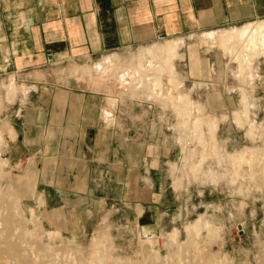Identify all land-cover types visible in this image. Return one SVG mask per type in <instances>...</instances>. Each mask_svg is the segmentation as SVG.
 <instances>
[{
    "label": "crops",
    "instance_id": "1",
    "mask_svg": "<svg viewBox=\"0 0 264 264\" xmlns=\"http://www.w3.org/2000/svg\"><path fill=\"white\" fill-rule=\"evenodd\" d=\"M258 22L264 24V0H0V75H11L4 84H17L8 90V98L2 97L14 101L8 104L7 118L16 139L8 140L7 147L0 145V155L6 152L7 159L2 160L21 166L23 176L35 183L29 202L42 213L44 225L81 236L98 230L112 212H122L126 222L158 231L164 216L177 209L167 213L161 208L166 192L173 190L168 166L174 147L166 128L160 129L148 111V115L141 111L128 121L131 112L124 106L114 111L107 108L113 103L106 94L80 89L75 78L66 83L43 78L45 67L65 59H84L89 64L96 55L103 60L118 55L113 51L169 38L178 42L171 77L176 76L183 86L176 59L182 57L179 49L181 52L191 35L203 33V43L206 33L204 42L208 44V32L242 30ZM262 29L264 46V26ZM202 43L188 45L186 55L192 75L209 77L210 70L204 67L209 62L199 55ZM234 43V50L229 44L230 53L237 54L238 62L251 72L242 77L237 70L236 76L241 81L253 80L249 78L256 76L251 70L252 53L261 50L241 46L239 39ZM163 45L141 46L132 71L136 82H130L134 94L144 86L156 100L163 94L155 75L161 67ZM184 94L190 97L189 92ZM180 99L189 101L176 96L174 102ZM240 101L245 110L234 111L237 122L250 111L244 92ZM195 103L208 115L201 103ZM184 108L188 118L180 114V127L185 128L180 132H200L190 122L197 111L189 105ZM205 160L195 164L202 170Z\"/></svg>",
    "mask_w": 264,
    "mask_h": 264
},
{
    "label": "rangeland",
    "instance_id": "2",
    "mask_svg": "<svg viewBox=\"0 0 264 264\" xmlns=\"http://www.w3.org/2000/svg\"><path fill=\"white\" fill-rule=\"evenodd\" d=\"M257 24L261 25L256 27L259 33L255 48L263 54L261 51L257 55L252 53L251 70L256 71V76L249 77L253 80L248 82L244 78L241 81L236 72L239 70L241 76L246 77V72L251 73L247 70L249 68L245 69L237 56L230 53L231 47L232 50L235 48L234 41L241 37L240 29L236 28L208 32L212 36L208 37V44L204 42L206 33L203 43V33L191 35L186 40L181 52L179 49L182 57L176 59V71L183 86L179 85L176 76L171 77L172 72L160 57L161 68L158 74L155 71L160 83L158 87L163 92L159 100L150 97V91L145 86L134 94L130 82H136L132 71L138 62L139 50L165 44L169 38L122 48L113 51L118 55L105 56L103 60L96 55L94 62L89 64L84 59H65L45 67L43 78L61 83H66L70 77L75 78L80 89L106 94L113 103L107 108L114 111L120 105L124 106L126 111L131 112L128 121L135 114L141 111L147 114L148 111L160 129L166 128L174 147L168 166L173 190L168 189L161 208H166L167 213L175 206L177 209L164 216L158 231H148L134 222H126L122 212H112L92 233L77 236L65 231L62 234L44 225L42 213L29 202L30 188L35 183L28 181V176H23L21 166H13L8 160L0 166V199H3L0 202V218L7 214L11 216L7 222L9 225L3 218L0 220V234L7 231V236L0 235V264H264V46L263 29L259 28L264 24ZM229 33L236 36L229 41L231 47L221 37ZM247 41L246 46L253 49L250 40ZM198 43H202L199 44L200 58L209 62L207 67L204 65L210 70L209 77L191 74L187 47ZM164 76H168L169 82ZM10 78L11 75H0V145L6 147L8 140L16 139L10 133L9 126L12 125L7 118L8 104L14 101L2 99L6 95L8 98V90L16 84L14 81L10 85L3 83H8ZM2 83L6 89L1 86ZM183 92H189L195 102L201 103L208 115ZM243 92L248 100L246 108L250 111L244 112L245 116L241 114L243 122L240 117L237 122L234 111L245 110L243 101V105L240 101ZM176 96L187 97L189 101L186 105L193 112L197 108L190 122L192 129L200 132H180L185 128L180 127L182 111L174 102ZM168 97L170 100L164 99ZM146 98L148 102H144ZM199 118L214 123L212 130L216 138L207 125H203L202 129L196 127ZM210 136L212 140H217L216 146L214 141V145L210 144ZM242 151L248 157L246 162L237 161L238 152ZM2 157L7 159L6 152L0 155V160ZM199 159H206L202 170L195 164ZM6 200L10 210L4 206ZM189 225L190 229H187ZM174 231L178 235L173 237Z\"/></svg>",
    "mask_w": 264,
    "mask_h": 264
},
{
    "label": "bare ground",
    "instance_id": "3",
    "mask_svg": "<svg viewBox=\"0 0 264 264\" xmlns=\"http://www.w3.org/2000/svg\"><path fill=\"white\" fill-rule=\"evenodd\" d=\"M255 25H257V26H255ZM259 25H261V24H250V25H247V26H245L242 30H240V38H239V43H240V45L241 46H244V45H247L249 42L247 41V40H250V43L253 45V47H255L256 46V38H257V36H258V33H259V31H258V29L256 28V27H258ZM262 26H260L259 28H261ZM208 35V37L209 38H211L212 36L210 35V33H208L207 34ZM233 36V39L234 38H236V36L233 34V33H229V34H225L224 36H221L222 38H223V40H225L228 44H230L229 43V41H231V37ZM215 38H217V37H215ZM214 38V39H215ZM177 47H178V42L177 41H167V43H165L162 47H161V49H160V54H159V57H161V59L164 61V64H165V67H167V68H169V70L171 71V72H173L174 71V67H173V64H172V62H173V58L176 56V49H177ZM254 51V50H253ZM145 52V51H144ZM146 54H148L149 55V57H151V52H150V50H146ZM235 56H237V54H234ZM150 64H152V60H150ZM161 67L159 66V69H160ZM142 72H144V73H146V71L145 70H142ZM177 103H178V105L180 106V107H178V110H181L182 111V113L184 114V116H186L187 118H188V111H186L185 110V108L184 107H186L187 105H186V102L185 101H183V100H177L176 101ZM175 102V103H176ZM180 103V104H179ZM195 111H198L197 110V108H196V110ZM198 122H200V123H198ZM198 122H197V126L196 127H198V128H201L203 125H207L208 126V128H209V130L211 131V135L214 137L215 136V133L213 132V130H212V128H213V126H214V123H211V122H208L207 120H202V119H198ZM202 129V128H201ZM201 134V133H200ZM215 139V138H214ZM212 141H214V140H212V138H211V142ZM215 141H217V140H215ZM214 141V142H215ZM213 143V142H212ZM213 145H214V143H213ZM215 146H216V142H215ZM213 147V146H212ZM214 148V147H213ZM216 153V152H215ZM214 153V154H215ZM238 160H240L241 162H242V160H244V162H246L247 160H248V157L246 156V152H244V151H242V152H238V156H237V161ZM246 160V161H245ZM250 161V160H249ZM248 161V162H249ZM239 162V161H238ZM247 162V163H248ZM252 162H250V164H251ZM4 164H6V162L3 160H0V166L2 165H4ZM249 164V163H248ZM241 165V164H240ZM239 165V166H240ZM1 170V169H0ZM196 170V169H195ZM7 196V195H6ZM5 196V197H6ZM2 200L3 199H0V202H2ZM5 202H7V200L6 201H4V203ZM2 204V207H3V203H1ZM7 205H8V202H7ZM1 206V205H0ZM4 206H6V203L4 204ZM7 207V206H6ZM8 209H9V207H7ZM5 209V208H4ZM7 209V210H8ZM10 210V209H9ZM1 211V210H0ZM4 212V211H3ZM12 213V212H11ZM1 214H2V212H1ZM1 217H2V215H1ZM13 217V216H12ZM4 220H6V221H4V222H8L9 223V220H10V218H11V216L10 215H5L4 217H2ZM2 218H0V220L2 219ZM14 218V217H13ZM2 219V220H3ZM7 223V225H9ZM1 224V223H0ZM14 224V223H13ZM2 225H4V224H2ZM10 225H11V223H10ZM13 226V225H12ZM6 227H8V226H6ZM4 228V227H3ZM2 228V229H3ZM12 228V227H11ZM5 229V228H4ZM7 229V228H6ZM13 230V229H12ZM0 231H1V228H0ZM9 231V230H8ZM13 232V231H12ZM12 232H10V233H12ZM8 234H9V232H8ZM175 234H177L178 235V233H176V231H174V233L171 235V236H175ZM0 235H2V236H7V231L6 230H4L3 232H2V234H0ZM9 236V235H8ZM10 236H11V234H10ZM169 237V236H168ZM177 237V236H176ZM10 238V237H9ZM170 238V237H169ZM3 240H4V237L2 238ZM171 239H172V237H171ZM177 238H175L174 239V242H175V240H176ZM0 240H1V237H0ZM10 241V240H9ZM173 242V243H174ZM16 243V242H15ZM3 244H4V242H3ZM8 243H6V245H7ZM17 244V243H16ZM15 244V245H16ZM12 245H14L13 244V242H12ZM1 246V245H0ZM13 247V246H12ZM17 248V247H16ZM6 249V248H5ZM5 251V250H4ZM7 251V250H6ZM5 251V252H6ZM9 251V250H8ZM10 252V251H9ZM8 253V252H7ZM5 254V253H4ZM93 264V263H92Z\"/></svg>",
    "mask_w": 264,
    "mask_h": 264
},
{
    "label": "built area",
    "instance_id": "4",
    "mask_svg": "<svg viewBox=\"0 0 264 264\" xmlns=\"http://www.w3.org/2000/svg\"><path fill=\"white\" fill-rule=\"evenodd\" d=\"M153 236V235H152Z\"/></svg>",
    "mask_w": 264,
    "mask_h": 264
}]
</instances>
